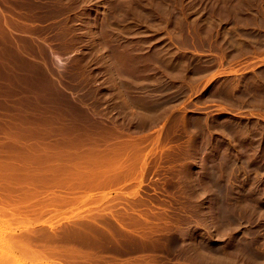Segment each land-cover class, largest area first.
<instances>
[{
	"label": "rangeland",
	"instance_id": "rangeland-1",
	"mask_svg": "<svg viewBox=\"0 0 264 264\" xmlns=\"http://www.w3.org/2000/svg\"><path fill=\"white\" fill-rule=\"evenodd\" d=\"M224 1L227 0H0V192L2 193L0 194V264H37L39 262V264H46L50 261H60L63 264H73L79 261L82 264H118L119 262L122 264L123 261L124 264H131L135 261L134 259H137L136 264H141V261L143 263V260L150 264L154 261L153 264H161L165 260L167 263L162 264H168V262L184 264L177 260L180 258L182 261L181 258H185V255L189 253L193 257H190L189 254L187 255L189 258L186 257L183 261L189 262L188 259L194 258L192 259L194 262L190 260V263L193 262L191 264H198V262L203 264L204 262L201 263V261H205L208 254H215L218 258H223V255L232 256L233 259L228 258L226 261L227 258H223L217 262L216 256L213 255L212 257L216 258L211 259L212 257L208 255L215 263H210L211 260L207 258L209 263L205 261L206 264H221L220 262L223 260L224 263L228 262L227 264H229L230 261L232 264L231 261H234L236 256H239L236 258L238 264L239 262L250 264L247 261H253V258L251 260L248 256L251 251H255L254 260L259 259L260 264L264 263L262 262L264 260V0H228L226 3ZM91 35L93 36L91 37ZM95 36L96 38H94ZM99 45L100 48H98ZM106 61L110 63V67ZM121 81L124 85L121 84ZM119 88L121 89L119 90ZM120 92L124 97L119 96ZM129 99L130 103H128ZM120 103L123 105L121 106ZM244 134L245 137H243ZM232 136L233 138H231ZM235 138L236 140H234ZM134 141L139 144L132 145ZM137 144L140 145L141 150L138 149ZM194 144L195 146L192 148ZM122 146L123 149H127L126 152L121 148ZM224 147H228V149L225 150ZM120 148L121 151H119ZM136 148L140 151L137 150L138 154L135 155L133 152H136ZM117 149L120 153L124 151V158L130 156L129 159L126 157L127 160L123 159L122 161L127 165L123 164L124 171H128L126 167L130 164L129 167H133L134 171L120 179H112L113 181L106 180L104 177V184L101 183L102 185L99 184L96 187L90 188L85 184L84 188L83 186L79 189L76 188L79 190V194L76 196H81V198L79 197L80 202L77 200L74 203H69L70 205L67 204L68 206L63 204V208L59 206L62 203L56 202L58 205L52 201L51 203L56 204L59 208L57 209L56 205L55 208H52V204L49 207V199L53 196L54 191L55 193L57 189H59L57 192L64 191L56 193L57 195L68 193L69 190H62L63 187H45V189L50 188L51 190L43 191V187L41 190V186L39 188L36 186L39 189V191L37 190L38 196L35 195L36 193L31 196L32 198L26 195L27 191H35L36 187L30 182L36 178L39 180L43 178L42 181H45L48 176H65L66 170L71 173L72 162L77 165L83 160L86 161L81 166L77 165L78 170V167H75L74 171L77 170L76 172L81 169L80 171L86 174L89 170H95V172L102 170L103 166L99 167L104 165L105 161L108 162L107 159L103 161L107 152L110 154L107 157L111 161V159L114 160L115 156L113 155L118 153ZM112 150H115L116 153L113 152V154ZM211 150L215 153H212ZM129 151H131V155ZM189 151L191 152L189 153ZM101 153L106 155L103 157ZM229 153L236 156L231 158ZM100 154L102 155L99 157L101 160L96 156H100ZM219 155L224 156V159ZM88 158L104 163L101 165H98L100 164L98 162V164L94 163L97 166L94 167V160L89 159L92 161L91 166L89 160L87 163ZM75 160L77 162H74ZM205 161L208 162L205 163ZM106 164H113V162ZM236 164L237 166H235ZM65 165L67 169L63 171ZM57 166H61L63 170ZM189 166L190 168H188ZM204 166L205 169H203ZM221 166L223 167L221 168ZM224 166L229 167L224 168ZM200 167L202 169H199ZM230 168L232 169L230 170ZM188 169H191V172ZM58 170H60L59 174H57ZM62 171L63 173L60 174ZM85 171L87 172L85 173ZM33 175L36 178H32ZM215 176L217 178L213 179ZM27 177L29 183L26 182ZM29 177L33 180H30ZM102 177L95 180L99 181ZM209 177L212 180L208 181ZM211 181L212 186L210 185ZM205 184H208L212 189L210 190ZM202 185L204 190L200 189ZM220 187H223V190ZM81 189L84 192L82 190L80 194ZM77 190L75 191L78 193ZM199 191L201 192L198 196ZM224 192L227 194H221ZM220 194L225 197L222 198ZM246 194L250 195L247 197ZM261 195L263 199H261ZM97 196H100L101 199ZM195 196L198 197L194 199ZM43 197H46L47 200ZM92 197L98 199L95 201ZM227 197H229L228 200ZM40 198L44 199L42 203ZM219 199L220 202H218ZM258 199L260 200L258 201ZM231 201L234 203L233 206L237 205L239 208L231 206ZM240 203L243 205L241 204V206ZM252 203L257 204V208ZM193 204L196 205V208H193ZM42 205L45 206V210ZM258 205H261L259 209ZM80 206L81 208H79ZM98 206L101 207V210L103 207H107L102 210L105 213L102 212L104 216L106 213H110L106 217L114 215L116 218L113 216L114 218L110 217L111 220L108 222H103L106 217L101 214ZM221 207L223 208L221 209ZM226 207H232L234 210L232 208V210L229 208L227 210ZM90 208L91 210H88ZM110 208L111 211L114 210L113 213L108 212ZM192 208L197 211L201 210L197 212ZM78 209L80 211L85 209L86 211H81L80 214H86L84 217L88 215L89 218L91 217L89 214L98 210L97 214H101L102 217L97 216L95 212L94 214L103 219V221L98 219L100 224L97 223L102 227L100 226L97 232H90V235L88 232L84 233V237H82L83 235L76 237L77 235H70L66 232H64L66 235L63 234L62 230L66 228L68 221L72 218L75 219L76 216L78 218L79 213L76 214L79 212ZM212 209L213 211L215 209L216 216L213 211H210ZM229 210L232 211L231 213L235 211L239 214L229 215ZM244 210L246 213H250L246 214ZM200 213H204V217L202 214L200 217ZM257 213H259V217ZM212 214L215 217H212ZM223 214L225 217L228 214L231 220L228 219L229 216L223 218ZM170 215L177 219H172ZM121 216L124 217L123 220ZM184 216L186 221L182 220ZM237 216H240L241 220L240 217H238L239 220H234ZM247 217L253 219L252 223L251 219ZM135 218L140 220L136 221ZM216 218L219 220L217 219V221ZM215 220L216 222H214ZM109 221L111 223L116 221L110 225L111 228L117 222L120 225L117 223V230H115V225L111 229V231L115 230L112 231L113 237H115L113 241L110 240L112 239L110 236V239L101 237L102 233H105L104 231L111 232ZM173 221L176 225L182 224L177 225L182 231H179L176 225L174 226ZM223 221L229 226H221ZM232 221L236 222L237 226L234 222L236 227L231 224ZM239 221L241 224L238 223ZM200 222L203 223L200 224ZM205 222L206 224L210 222V224L205 227L203 225ZM28 223L34 225L33 228H37L34 230H37L38 234H33L35 231L32 229L31 231L27 230L25 225H29ZM58 223L63 227L60 229L61 231ZM106 223L108 225H104ZM197 223L199 227L196 225ZM215 223L219 226L213 228L216 226ZM170 225H173L172 227L178 231L171 229ZM230 225L233 226V230L232 228L228 229L231 227ZM105 226L109 227L108 231ZM164 226H166L165 229ZM167 226H170V229ZM249 226L251 230H248ZM219 227H223L222 231ZM44 228L53 232L58 228L57 232L60 233L58 236H62L61 238L64 240L62 241L60 237V241L50 239L48 235L52 232L46 231L48 234L46 235ZM200 228L204 229L200 230L203 234L199 231ZM226 229L231 231H227V233L224 231ZM234 229L235 232H233ZM163 230H166L168 234ZM211 230L215 231L211 233ZM244 230L247 233L252 231V234H248L253 237ZM261 230L263 234H260ZM25 231L27 234L32 232L35 236L32 235L30 238L28 234L29 240L24 242L25 239L21 240L20 237H23L22 233ZM116 231L121 236L116 234L117 237ZM122 231L124 234L129 232L127 235L131 236H124L121 234ZM109 232L108 234L112 236V232ZM222 232H226L228 235L224 234L229 237H226ZM85 234H88V240L85 239ZM165 234L167 237L169 234L170 236L167 238ZM180 234L181 236H179ZM183 234L187 235L183 236ZM217 234L219 238L222 237V240L218 239ZM36 235L38 236L36 237ZM69 235L72 236V240L68 238ZM91 235L94 239H91ZM96 235L101 239L97 237L98 241L94 242ZM133 235L135 236L132 237ZM64 236L69 239L68 242ZM162 236L167 240L170 238L169 242ZM74 237L76 238L74 239ZM78 238L80 241L82 240L81 242L84 241V244H81ZM133 238H137V240ZM177 238L181 242L184 240L185 243H177ZM90 239L93 242H89ZM161 239L164 241L162 240V242ZM77 240L78 243L75 242ZM189 240H191L190 243ZM134 241L140 243L139 247ZM173 241L175 245H173ZM235 241L242 245H238ZM29 242H32L31 246H29ZM72 242L73 246L76 243L78 247H71ZM251 242H254L253 244L256 246ZM176 243L179 247L180 244H186L181 246L184 247V250L179 252L182 248L178 249ZM191 243L192 245H190ZM103 244L107 245L106 248ZM218 244L223 248H218ZM251 244L252 247H250ZM257 244L261 247H258ZM69 245L72 250L77 252L75 257H73L74 252L68 250V248L71 249ZM101 245L103 247H100ZM65 246L68 251L64 248ZM185 246L189 249L187 250ZM24 247H32L34 253L29 255L30 253ZM57 247H63L62 252L61 248ZM154 247L156 248L154 249ZM176 247L178 253L181 254L179 256H177ZM190 247L196 248L191 249L190 252ZM236 247L238 250L240 248V254ZM50 248L54 253L58 249L61 253L69 254L72 251L73 254L70 253L71 257L67 256L64 259L66 254L62 258V254L59 252L57 254H60V259L55 260L59 255L50 253ZM135 248L137 250L139 248L140 251ZM159 248H162V251ZM241 248L245 250L247 248L246 252ZM250 248L253 249L249 251ZM45 249L49 251V254L48 252L42 253ZM194 249H197L195 251L197 256L206 249V253H204L206 257L201 254L195 258V253L192 251ZM213 249L215 250L213 251ZM259 250H261L260 253ZM212 251L215 253H211ZM219 251L221 252L219 253ZM253 252L249 254L251 257ZM45 253L46 255H44ZM156 253L158 257L164 258L161 259V262ZM229 253L230 255H228ZM217 254H220L221 257ZM7 255L12 256L10 258ZM34 256L36 257L34 258ZM53 256L55 257L53 258ZM139 256H141V260ZM202 256H204L203 260H201ZM245 256L246 258L243 260ZM4 257L10 261H6V258L4 261ZM132 257L134 259H131ZM12 258L14 263L11 262ZM1 259L3 260L1 261ZM236 259L233 264H237ZM242 261L244 262L242 263ZM80 262L78 264H81ZM223 262L222 264H224ZM259 262L254 261V264ZM148 263L144 262L143 264Z\"/></svg>",
	"mask_w": 264,
	"mask_h": 264
},
{
	"label": "bare ground",
	"instance_id": "bare-ground-1",
	"mask_svg": "<svg viewBox=\"0 0 264 264\" xmlns=\"http://www.w3.org/2000/svg\"><path fill=\"white\" fill-rule=\"evenodd\" d=\"M227 1H228V0H227ZM227 1H226V2H227ZM226 2L224 1V3H226ZM229 2H230V1H229ZM230 4H231V3H230ZM114 5H116V4H114ZM112 6H113V5H112ZM227 7H228V5H227ZM229 7H230V6H229ZM97 8H98V7H97ZM113 8H114V7H113ZM118 9H119V8H118ZM92 18H93V17H92ZM94 18H97V17H94ZM98 19H99V18H98ZM98 19H97V20H98ZM92 20H93V19H92ZM97 20H96V21H97ZM103 20H104V19H103ZM101 21H102V20H101ZM107 21H108V20H107ZM107 21H106V22H107ZM102 22H105V21H102ZM96 23H97V22H96ZM94 24H95V23H94ZM97 24H98V23H97ZM97 24H96V26H97ZM92 25H93V24H92ZM91 29H92V31H93V28H91ZM97 29H98V28H97ZM94 30H95V29H94ZM98 30H99V29H98ZM89 33H91V32H89ZM92 34H94V33H92ZM92 36H93V35H91V37H92ZM94 38H96V36H95ZM98 39H99V37L97 38V40H98ZM94 41H96V40H94ZM94 41H93V42H94ZM94 44H95V43H94ZM96 44H97V43H96ZM101 45H102V44H101ZM103 46H104V43H103ZM98 48H100V45L98 46ZM100 50H101V49H100ZM103 50H104V49H103ZM103 52H104V51H103ZM104 53H105V52H104ZM106 55H107V54H106ZM106 55H105V56H106ZM105 56H104V58H106ZM107 57H108V56H107ZM110 57H111V56H110ZM106 59H107V58H106ZM108 59H110V58L108 57ZM104 60H105V59H104ZM110 60H111V59H110ZM162 60H163V59H162ZM106 62H108V61H106ZM111 62H112V61H111ZM55 63H56V61H55ZM58 63H59V62H58ZM58 63H57V64H58ZM108 63H109V62H108ZM114 64H115V63H114ZM112 65H113V64H112ZM112 65H111V67H112ZM116 66H117V64H116ZM109 67H110V63H109ZM114 67H115V66H114ZM115 68H116V67H115ZM117 68H118V67H117ZM113 69H114V68H113ZM116 70H117V69H116ZM116 70H115V72H116ZM118 72H119V70H118ZM110 73L112 74L111 71H110ZM119 73H120V72H119ZM119 73H118V74H119ZM119 75H120V74H119ZM114 76H115V75H114ZM117 76H118V75H117ZM110 77H111V76H110ZM122 77H123V76H122ZM116 78H117V80H118V77H116ZM111 79H112V77H111ZM113 80H114V78H113ZM117 80H116V82L119 81V80H118V81H117ZM121 80H122V78H121ZM112 82H113V81H112ZM119 82H120V81H119ZM121 82H122L121 84L124 85L123 81H121ZM114 83H115V82H114ZM114 83H113V84H114ZM121 84H120V86H122ZM116 85H118V84L116 83ZM120 86H119V87H120ZM121 88H122V87H121ZM121 88H119V90H120ZM116 90H117V88H116ZM122 90H123V89H122ZM116 92H117V91H116ZM116 92H115V93H116ZM118 94H119V93H118ZM121 95H122V93L120 92V95H119V96H121ZM122 96H123V95H122ZM123 97H124V96H123ZM127 99H128V97H127ZM132 99H133V98H132ZM121 100H122V99H121ZM121 100H120V102H121ZM122 101H123V100H122ZM125 101H126V100H125ZM127 101H128V100H127ZM130 101H131V100L129 99L128 103H130ZM125 104H126V102H125ZM131 104H132V103H131ZM120 105L122 106L123 104L120 103ZM129 105H130V104H129ZM123 107H124V106H123ZM150 107H151V106H150ZM246 131H247V130H246ZM248 132H249V131H248ZM245 134L248 135L249 133H245ZM245 134H244L243 137H245ZM232 135H233V134H232ZM235 135H236V133H235ZM241 136H242V135H241ZM235 137H236V136H235ZM64 138H65V137H64ZM217 138H218V137H217ZM231 138H233V136H232ZM239 138H240V137H239ZM224 139H225V138H224ZM248 139H249V138H248ZM232 140H233V139H232ZM234 140H236V138H235ZM238 140H239V139H238ZM243 140H244V139H243ZM198 141H199V140H198ZM201 141H202V140H201ZM208 141H209V140H208ZM208 141H207V142H208ZM227 141H228V140H227ZM134 142H135V141H134ZM134 142H132V145L138 143V142H135V143H134ZM199 142H200V141H199ZM203 142H204V141H203ZM209 142H210V141H209ZM219 142H220V141H219ZM229 142H230V141H229ZM231 142H232V141H231ZM238 142H239V141H238ZM221 143H222V142H221ZM232 143H233V142H232ZM235 143H237V142H235ZM244 143H245V142H244ZM246 143H247V142H246ZM246 143H245V144H246ZM138 144H139V143H138ZM138 144H137V146H138ZM195 144H196V143H195ZM195 144L192 146V148L195 146ZM200 144H201V143H200ZM204 144H205V143H204ZM213 145H215V144H213ZM225 145H227V144H225ZM231 145H232V144H231ZM231 145H229V146H231ZM233 145H236V144H233ZM243 145H244V144H243ZM137 146L135 145V147H137ZM139 146H140V145H139ZM139 146H138V149L140 148ZM201 146H202V145H201ZM205 146H206V145H205ZM221 146H222V144H221ZM221 146H220V147H221ZM202 147H203V146H202ZM212 147H213V146H212ZM121 148L123 149V146H122ZM121 148H120L119 151H121ZM205 148H207V147H205ZM217 148H218V146H217ZM217 148H216V149H217ZM231 148H232V147H231ZM231 148H230V149H231ZM236 148H237V146H236ZM240 148H241V146H240ZM240 148H239V149H240ZM243 148H244V147H243ZM118 149H119V148H118ZM118 149H117L116 151H118ZM138 149L136 148V150H135L136 152H133V153H135V155L138 154V152H137ZM196 149H198V148H196ZM203 149H204V148H203ZM218 149H219V148H218ZM220 149H221V148H220ZM220 149H219V150H220ZM224 149L227 150L228 147H227V148L224 147ZM123 150H125V149H123ZM126 150H127V149H126ZM126 150H125V152H126ZM140 150H141V148H140ZM140 150H138V151H140ZM191 150H192V149H191ZM198 150H199V149H198ZM201 150H202V149H201ZM204 150H205V149H204ZM240 150H241V149H240ZM119 151H118L117 154H114V153H116V152H115V150H112V153L114 152V153H113V154H114L113 156H115V157H113L114 160L111 159V161H110V158H108V157L110 156V154H108L107 151H105V152H107V155L104 154V155H106L105 158H103L104 155H103V153H101V154L103 155V157H102V158H103V161L106 160V159L108 160V162L105 161V164H106V163H109V162H110V163L113 162V164H106V165L104 164V165H101V164L104 163V162H102V161H97L98 163H100V164H98L94 159H91V158H88V159H87V163L90 161L89 159L94 160V162H93L94 167H97L96 164H94V163H97L98 165H101L99 168H101V167L103 166V167L101 168L102 170H99V171L96 170V172H95V170H93V171L89 170V172L91 171V173L85 171V173L87 172L88 174H87V173L84 174V172H81V171H80L81 169L79 170L80 172H79V171L76 172V171L79 169V167H78L79 164H80V166H81V164L85 161V160H83V162H81V163H77L78 166L72 162L71 165H70V166H72V168H71V167H70V168L73 169V170H71V169L68 168L69 170H71V173H70V172L68 173V171L66 170V172H67L68 174H67L66 172H64V173H66V174H65V176H63V177L59 175V176H58L59 178H58V177H56V175H54L55 177L52 175L53 177H52V176H51V177L48 176L47 180L45 179V181H42L43 178H42L41 180H39V179H37V178L33 175L34 177H32V178H36V179H34V181H32V182H30V181H29V182H30L32 185H34L35 187L37 186V187L39 188V187L41 186L40 189L43 187V188H42L43 191H44V190H48V189H50V188H52V187H56V188H57V187H58V188H59V187H60V188L63 187L62 190H63V189H64V190H69L67 194H64V195H60V194H59V195H57L56 193H63L64 191H63V192H59V191L57 192V190H59V189H57V190L55 189V190H56V193H55V191H54V192H53V193H54L53 196H52L51 198L49 197V198H50V199H49V200H50V201H49L50 203L48 204V206L51 205V204H52L51 202L53 201L54 203H56V202H58V203H60V204L62 203V205H59L58 203H56V204H58L59 206H61V207L64 208V205H65V204L67 205V204H69V203H74V202L77 201V200H78L79 202L81 201V199H79V197L81 198V196H78V195L76 196V194H79V190H77V189H79V187L82 188V186L85 185V184H86L87 186H89L90 188L93 187V186L96 187V186H98L99 184L102 185L101 183L104 182V177H105L106 180H109V181H111L112 179L117 180V179H120V178H122L123 176H125V175H127V174H129V173H131V172L134 171V170H133V169H134L133 167H131V168L129 167L131 164H130L128 167H126V168L128 169V171H126V172L124 171L125 166H127V165H125L124 162H122V161H123V159H125V160L129 159L130 156L128 157V156L125 155V156L127 157V159H126V157H125V158L123 157V154H125L124 151H122L123 153H122V152L120 153ZM212 151H213V150H211V152H212ZM214 151H215V150H214ZM221 151H222V149H221ZM233 151H234V149H233ZM129 152H130V155H131V154H132L131 151H129ZM190 152H191V151H189V153H190ZM194 152H196V151L194 150ZM197 152H198V151H197ZM202 152H203V151H202ZM208 152H209V151H208ZM216 152H217V151H216ZM223 152H224V151H223ZM223 152H222V153H223ZM226 152H227V151H226ZM226 152H225V154H226ZM236 152H237V150H236ZM99 153H100V152H99ZM99 153H98V154H99ZM109 153H110V152H109ZM198 153H199V152H198ZM198 153H197V155H198ZM212 153H215V152H212ZM217 153H218V152H217ZM227 153H228V152H227ZM234 153H235V152H234ZM238 153H240V152H238ZM101 154H100V156H98V155H96V156L99 158V157L102 156ZM126 154H127V153H126ZM192 154H193V153H192ZM202 154H203V153H202ZM202 154H201V155H202ZM218 154H219V153H218ZM229 154H230L231 158H233L234 155H235L236 153H235L234 155H233L232 153H229ZM231 154H232V155H231ZM133 155H134V154H133ZM204 155H205V154H204ZM211 155H212V154H211ZM222 155H223V154H222ZM222 155H221V156H222ZM241 155H242V154H241ZM107 156H108V157H107ZM137 156H138V155H137ZM199 156H200V155H199ZM221 156L219 155L220 158H221ZM225 156H226V155H225ZM227 156H228V154H227ZM232 156H233V157H232ZM235 156H236V155H235ZM242 156H243V155H242ZM76 157H77V156H76ZM106 157H107V158H106ZM196 157H198V156H196ZM214 157H215V155H214ZM222 157H223V159H224V156H222ZM239 157H240V156H239ZM239 157H238V158H239ZM243 157H244V156H243ZM98 158H96V159H98ZM131 158H132V156H131ZM134 158H135V156H134ZM194 158H195V155H194ZM212 158H213V157H212ZM228 158H229V157H228ZM132 159H133V158H132ZM199 159H200V158H199ZM204 159H205V158H204ZM204 159H201V160H204ZM217 159H219V158H217ZM229 159H230V158H229ZM239 159H240V158H239ZM88 160H89V161H88ZM99 160H101V159L99 158ZM133 160H134V159H133ZM135 160H136V159H135ZM192 160H193V159H192ZM214 160H216V159H214ZM220 160H222V159H220ZM226 160H227V159H226ZM226 160H225V161H226ZM232 160H233V159H232ZM232 160H231V161H232ZM242 160H243V158H242ZM78 161H81V160H78ZM193 161H194V160H193ZM198 161H199V160H198ZM216 161H217V160H216ZM216 161H215V163H216ZM227 161H228V160H227ZM227 161H226V162H227ZM233 161H234V160H233ZM244 161H245V159H244ZM244 161H242L243 164H244ZM248 161H250V160H248ZM74 162H77V160H75ZM85 162H86V161H85ZM121 162H122V163H121ZM199 162H200V161H199ZM206 162H208V161H205V163H206ZM229 162H230V160H229ZM87 163H86V164H87ZM91 163H92V161H90V163H89V164L92 166ZM197 163H198V162H197ZM221 163H222V162H221ZM227 163H228V162H227ZM233 163H234V162H233ZM233 163H232V164H233ZM245 163H246V161H245ZM250 163H251V162H250ZM250 163H249V164H250ZM73 164H74V168H73ZM84 164H85V163H84ZM123 164H124L125 166H124ZM213 164H214V161H213ZM224 164H225V163H224ZM230 164H231V163H230ZM237 164H238V163H237ZM237 164H236L235 166H237ZM243 164H241V165H243ZM82 165H83V164H82ZM197 165H198V164H197ZM201 165L203 166V164H201ZM208 165H209V164H208ZM225 165H226V164H225ZM244 165H245V164H244ZM247 165H248V163H247ZM247 165H246V167H248ZM68 166H69V164H68ZM133 166H134V165H133ZM198 166H200V165H198ZM212 166H213V165H212ZM229 166H230V165H229ZM229 166H226V167L224 166V168H228ZM235 166H234V167H235ZM57 167H59V166H57ZM62 167H63V166H62ZM75 167H76V168L78 167V168H77V170L74 171V169H76ZM104 167H105V168H104ZM191 167H192V166H191ZM222 167H223V166H221V168H222ZM230 167H231V166H230ZM232 167H233V166H232ZM60 168H61V166L59 167V169H60ZM63 168H64V170H63ZM63 168H61V169H62L63 171H65V169H67V166L65 165V167H63ZM99 168H97V169H99ZM103 168H104V169H103ZM135 168H136V167H135ZM188 168H190V166H189ZM208 168H209V167H208ZM208 168H207V169H208ZM61 169H60V170H61ZM199 169H202V168L200 167ZM203 169H205V166H204ZM207 169H206V170H207ZM213 169H214V168H213ZM231 169H232V168H230V170H231ZM60 170H58L57 174H59V171H60ZM135 170H136V169H135ZM188 170H189V169H188ZM190 170H191V169H190ZM190 170H189V171H190ZM192 170H193V169H192ZM195 170H196V169H195ZM216 170H217V168H216ZM223 170H225V169H223ZM63 171L60 172V174L63 173ZM83 171H84V170H83ZM97 171H98V172H97ZM199 171H200V170H199ZM213 171H214V170H213ZM225 171H227V170H225ZM93 172H94V173H93ZM187 172H188V171H187ZM190 172H191V171H190ZM211 172H212V169H211ZM224 173H225V172H224ZM227 173H228V172H226L225 174H227ZM229 173H230V172H229ZM39 174H40V173H39ZM40 175H41V174H40ZM66 175H67V176H66ZM189 175H190V174H189ZM210 175H211V174H210ZM213 175H214V174H213ZM215 175H216V173H215ZM231 175H234V174H231ZM29 176H32V175H29ZM102 176H103V177H102ZM197 176H198V175H197ZM235 176H236V175H235ZM235 176H234V177H235ZM46 177H47V176H46ZM46 177H44V178H46ZM98 177H102L103 181H101L102 179L99 180V181H98V180L96 181L95 179H98ZM29 178H30V177H29ZM207 178H208V177H207ZM209 178H210V177H209ZM212 178H213V177H212ZM216 178H217V177L215 176L213 179H216ZM227 178H228V176H227ZM229 178H232V177H229ZM235 178H236V177H235ZM245 178H246V177H245ZM24 179H25V176H24ZM30 180H33V179L30 178ZM199 180H200V179H199ZM209 180H212V179L210 178V179H208V181H209ZM217 180H218V179H217ZM236 180H237V179H236ZM109 181H107V182H109ZM112 181H113V180H112ZM206 181H207V180H206ZM208 181H207V182H208ZM213 181H214V180H213ZM26 182H28V177H27V181H26ZM29 182H28V183H29ZM215 182H216V181H215ZM218 182H219V181H218ZM218 182H216V183H218ZM105 183H106V182H105ZM216 183H215V185H216ZM220 183H221V182H220ZM40 184H41V185H40ZM103 184H104V183H103ZM209 184H210V183H209ZM213 184H214V182H213ZM221 184H222V183H221ZM234 184H235V183H234ZM196 185H197V184H196ZM205 185H206V184H205ZM210 185L212 186V181H211V184H210ZM236 185H237V184H236ZM6 186H7V185H6ZM206 186H208V184H207ZM219 186H220V185H219ZM37 187L34 188L35 191H31V190H30V191H27V192H26V195L30 196V198H32L31 196L34 195V193H36L35 195H37V193H39V192H37V190L39 191V189H38ZM45 187H50V188L45 189ZM85 187H86V186H85ZM208 187H209V186H208ZM213 187H214V186H213ZM233 187H234V186H233ZM233 187H232V188H233ZM238 187H239V186H238ZM22 188L24 189L23 185H22ZM22 188H21V189H22ZM65 188H67V189H65ZM76 188H77V189H76ZM83 188H84V186H83ZM209 188H210V187H209ZM209 188H208L207 192L209 191ZM217 188H219V187H217ZM217 188H216V190H217V192H219ZM242 188H244V187H242ZM245 188H246V187H245ZM42 189H41V190H42ZM197 189H198V188H197ZM200 189H203V185H202V188H200ZM211 189H212V187L210 188V190H211ZM220 189L223 190V187H222V188L220 187ZM220 189H219V190H220ZM253 189H254V188H253ZM50 190H51V189H50ZM62 190H60V191H62ZM75 190H77L78 193H77ZM82 190H83V189L80 190V194H81V191H82ZM203 190H204V189H203ZM205 190H206V189H205ZM239 190H240V189H239ZM244 190H245V189H244ZM263 190H264V189H263ZM263 190H262V192H263ZM0 191H1V190H0ZM52 191H53V189H52ZM233 191H234V189H233ZM249 191H250V189H249ZM255 191H257V190H255ZM258 191H259V190H258ZM41 192H42V191H41ZM50 192H51V191H50ZM83 192H84V190H83ZM200 192H201V191L198 192V196H199V193H200ZM205 192H206V191H205ZM207 192H206V193H207ZM211 192H212V191H211ZM222 192H223V191H222ZM240 192H241V191H240ZM251 192H252V191H251ZM259 192H260V191H259ZM262 192H261V193H262ZM74 193H75V194H74ZM194 193H195V192H194ZM196 193H197V192H196ZM213 193H214V192H213ZM219 193H220V192H219ZM219 193H217V194L219 195ZM229 193L232 194L231 192H229ZM233 193H234V192H233ZM244 193H245V192H244ZM255 193H256V192H255ZM263 193H264V192H263ZM0 194H2V193L0 192ZM204 194H205V193H204ZM208 194H209V193H208ZM221 194L226 195L227 193L224 192V193H221ZM221 194H220V196H221ZM241 194H242V193H241ZM257 194L259 195V193H257ZM257 194H256V195H257ZM38 195H39V194H38ZM38 195H37V196H38ZM192 195L194 196L195 194H192ZM218 195H217V196H218ZM234 195H235V196H238V195H236V194H234ZM248 195H250V194H248ZM248 195L246 194L247 197H248ZM1 196H2V195H1ZM46 196H48V195H46ZM49 196H50V195H49ZM193 196H192V197H193ZM198 196H197V197H198ZM204 196H205V195H204ZM209 196H211V195L209 194ZM227 196H228V195H227ZM229 196H231V195H229ZM244 196H245V195H244ZM34 197H36V196H34ZM34 197H33V198H34ZM82 197H83V196H82ZM97 197H98L99 199H101L100 196H97ZM197 197L195 196L194 199L197 198ZM202 197H203V196H202ZM213 197H214V196H213ZM213 197H212V198H213ZM215 197H216V196H215ZM221 197H222V196H221ZM224 197H225V196H224ZM224 197H222V198H224ZM238 197H239V196H238ZM249 197H251V196H249ZM256 197H257V196H256ZM259 197H260V196H259ZM259 197H258V198H259ZM263 197H264V194H263ZM263 197H262V195H261V199H263ZM43 198L46 199V197H43ZM92 198H93L95 201L98 199V198L95 199L94 197H92ZM199 198L201 199V196H200ZM199 198H198V200H199ZM228 198H229V197H227V200H228ZM234 198H235V197H234ZM236 198H237V197H236ZM239 198H240V197H239ZM40 199H41V198H40ZM82 199H84V198H82ZM89 199H90V198H89ZM191 199H192V198H191ZM191 199H190V200H191ZM203 199H204V198H203ZM203 199H202V200H203ZM209 199H210V198H209ZM225 199H226V198H225ZM242 199H243V198H242ZM248 199H249V198H248ZM248 199H247V200H248ZM41 200H42V199H41ZM41 200H39V201H41ZM43 200H44V199H43ZM43 200L41 201V203L43 202ZM46 200H47V199H46ZM85 200H86V199H85ZM87 200H88V199H87ZM91 200H92V199H91ZM198 200H197V201H198ZM215 200H216V198H215ZM215 200H214V201H215ZM222 200H223V199H222ZM222 200H221V201H222ZM231 200H232V199H231ZM233 200H234V199H233ZM235 200H236V199H235ZM240 200H241V199H240ZM240 200H239V201H240ZM243 200H244V199H243ZM243 200H242V201H243ZM249 200H251V198H250ZM255 200H256V199H255ZM259 200H260V199H258V201H259ZM195 201H196V200H195ZM204 201H206V200H204ZM237 201H238V200H237ZM261 201H262V200H261ZM37 202H38V201H37ZM84 202H85V201H84ZM192 202H193V200H192ZM192 202H191V203H192ZM199 202H200V200H199ZM202 202H203V201H202ZM211 202H212V201H211ZM218 202H220V199L218 200ZM222 202H224V201H222ZM231 202H232V201H231ZM234 202H235V201H234ZM240 202H241V201H240ZM247 202H249V201H247ZM251 202H253V201H251ZM254 202H256V201H254ZM38 203H40V202H38ZM41 203H40V204H41ZM47 203H48V201H47ZM196 203H197V202H196ZM196 203H195V204H196ZM216 203H217V202H216ZM225 203H226V202H225ZM227 203H228V202H227ZM242 203H243V202H242ZM242 203H240V205H241ZM259 203H260V202H259ZM261 203H262V202H261ZM56 204H52V205H51L52 208H53V207L55 208V207L57 206ZM63 204H64V205H63ZM77 204H78V203H77ZM189 204H190V202H189ZM198 204H201V203H198ZM202 204H204V203H202ZM208 204H209V203H208ZM228 204H229V203H228ZM230 204H231V203H230ZM233 204H234V203L232 202V205H231V206H233ZM237 204H238V203H237ZM245 204H246V201H245ZM252 204L254 205V203H252ZM44 205H45V204H44ZM44 205H42L43 208H44L43 210H45V206H44ZM53 205H54V206H53ZM55 205H56V206H55ZM69 205H70V204H69ZM73 205H74V204H73ZM80 205H81V204H80ZM190 205H191V204H190ZM196 205H197V204H196ZM196 205L193 204V208H196ZM211 205H212V204H211ZM214 205H215V204H214ZM221 205L223 206V204H221ZM224 205H225V204H224ZM226 205H227V204H226ZM226 205H225V206H226ZM238 205H239V204H238ZM242 205H243V204H242ZM242 205H241V206H242ZM250 205H251V203H250ZM256 205H257V204H256ZM256 205H254V207H255ZM263 205H264V204H263ZM46 206H47V205H46ZM48 206H47V207H48ZM59 206H57V209L59 208ZM67 206H68V205H67ZM81 206H82V205H81ZM81 206H80L79 208H81ZM194 206H195V207H194ZM198 206H199V205H198ZM204 206H205V205H204ZM215 206H216V205H215ZM217 206H218V204H217ZM219 206H220V205H219ZM227 206H230V205H227ZM241 206H240V207H241ZM259 206L261 207V205H258V209H259ZM49 207H50V206H49ZM61 207H60V208H61ZM98 207H99L98 209H100V211H101V214L103 215L104 211H102V210L107 209V207H106V208L103 207L102 210H101V207H100V206H98ZM206 207H207V206H206ZM233 207H237V205H236V206H233ZM244 207H246V206H244ZM250 207H253V206H250ZM254 207H253V208H254ZM65 208H66V206H65ZM77 208H78V205L76 206V210H77ZM84 208H85V207H84ZM111 208H112V207H111ZM111 208H110V210H109L108 212L111 211ZM188 208H189V207H188ZM193 208H192V209H193ZM197 208H199V207H197ZM215 208H216V207H215ZM218 208H219V207H218ZM222 208H223V207H221V209H222ZM224 208H225V207H224ZM227 208H229V207H226V209H227ZM231 208H232V207H230L229 209H231ZM237 208H239V207H237ZM237 208H235L236 211H237ZM242 208H243V207H242ZM256 208H257V206H256ZM256 208H254V209H256ZM35 209H36V208H35ZM47 209H49V208H47ZM57 209H56V210H57ZM73 209H74V211H75V208H73ZM96 209H97V208H96ZM112 209H113V208H112ZM207 209H208V208H207ZM209 209H211V208H209ZM219 209H220V208H219ZM232 209L234 210V208H232ZM232 209H231V210H232ZM244 209H247V208H244ZM249 209H250V208H249ZM249 209H248V211H249ZM254 209H253V210H254ZM258 209H257V210H258ZM49 210H50V209H49ZM49 210H47V211L49 212ZM52 210H53V209H52ZM52 210H51V211H52ZM71 210H72V209H71ZM78 210H79V212L76 213V214L79 213L78 218H76V217H77V216H76V217H74L75 219L72 218V220L68 221V224H66V228H65L64 230H62L63 234H65L64 232H66L67 234L74 235V236L77 235L76 237H78V235H81V236H82L84 233H87V232H88L89 235H90V234H91L90 232H93V231H94V232H97V231L100 229L99 227H100V226L102 227V225H98V224H97V223H99V222H98V219H101V218H99V217H100V216L102 217L101 214H97L98 210H96V212H95V211H94V212H95V214H96L97 216L99 215V217H97V216L94 214V212H92V213H91V212H88V213H91V214L95 215V216H92L91 214H89V215L91 216L90 218H89L88 215L84 217V215H86V214H82V213L80 214V212H81V211L84 212L85 209H83V210H81V211H80V209H78ZM88 210H91V208L88 209ZM193 210H195V209H193ZM200 210H201V209H198V211H197V210H195V211L200 212ZM202 210H203V208H202ZM223 210H224V209H223ZM227 210H228V209H227ZM250 210H251V209H250ZM253 210H252V212H253ZM260 210H261V209H260ZM260 210H259V211H260ZM39 211H40V210H39ZM59 211H60V209H59ZM72 211H73V210H72ZM85 211H86V210H85ZM113 211H114V210H112L111 212L113 213ZM115 211L117 212V210H115ZM183 211H184V210H183ZM195 211H192V212H195ZM204 211H205V208H204ZM204 211H202V212H204ZM207 211H208V210H207ZM210 211H213V209L210 210ZM214 211H215V209H214ZM214 211H213V212H214ZM219 211H222V210H219ZM219 211H217V212H219ZM224 211H225V210H224ZM238 211H239V210H238ZM240 211H241V209H240ZM262 211H263V209H262ZM57 212H58V210H57ZM102 212H103V213H102ZM106 212H107V211H106ZM229 212H230V210H229ZM231 212H232V211H231ZM231 212L229 213V215L233 214V215L235 216V214L237 213V212L235 213V211H234L235 214H234V213H231ZM241 212H242V211H241ZM241 212H240V213H241ZM244 212H245V210H244ZM256 212H258V211H256ZM263 212H264V211H263ZM112 213H111V215H113ZM118 213H120V212H118ZM186 213H187V212H186ZM188 213H189V215H190V212H188ZM204 213L206 214V211H205ZM204 213H203V214H204ZM207 213H208V212H207ZM226 213H227V212H226ZM226 213H225V214H226ZM242 213H243V212H242ZM242 213H241V214H242ZM245 213H246V212H245ZM248 213H250V212H247L246 214H248ZM104 214H105V213H104ZM108 214L110 215V213H108ZM108 214L106 213V215H105V216L103 215V216L106 217ZM115 214H116V213H115ZM180 214H182V213L180 212ZM193 214H194V213H193ZM201 214H202V213H200V217H201ZM203 214H202V215H203ZM210 214H211V212H210ZM210 214H208V215H210ZM214 214H215V212H214ZM216 214H217V213H216ZM216 214H215V216H216ZM225 214H223V215H224L223 218H226V217L229 216V215L227 214L226 217H225ZM237 214H239V213H237ZM246 214H245V215H246ZM257 214H258V217H259V213H257ZM121 215H122V214H121ZM175 215H177V214H175ZM178 215H179V214H178ZM195 215H196V214H195ZM260 215H261V214H260ZM262 215H263V213H262ZM262 215H261V216H262ZM113 216H114V215H113ZM113 216L106 217V218L104 219L105 221H103V219H101V220H102L103 222H106V221L108 222V220H111L110 217H113ZM116 216H117V215H116ZM123 216H124V215H123ZM123 216H121V217H123ZM170 216H171V215H170ZM182 216H183V214H182ZM193 216H194V215H193ZM197 216H198V214H197ZM197 216H196V218H198ZM205 216H206V215H205ZM211 216L213 217L214 215L212 214ZM215 216H214V217H215ZM217 216H218V215H217ZM219 216H220V215H219ZM234 216H232V217H234ZM240 216H242V215H240ZM240 216H237V218H235V219L233 218V219H234V220H239L238 217H240ZM247 216H249V215H247ZM255 216H257V215H255ZM261 216H260V217H261ZM114 217H115V216H114ZM114 217H113V218H114ZM117 217H118V216H117ZM171 217H172V216H171ZM177 217L179 218V216H177ZM180 217H181V216H180ZM187 217H188V216H187ZM187 217H186V219H188ZM202 217H204V215H203ZM220 217H221V216H220ZM242 217H243V216H242ZM244 217H245V216H244ZM250 217H251V214H250ZM250 217H249V218H250ZM253 217H254V216H253ZM113 218H112V219H113ZM115 218H116V217H115ZM119 218H120V217H119ZM190 218H191V217H190ZM192 218H193V217H192ZM206 218H207V217H206ZM206 218H205V219H206ZM247 218H248V217H247ZM249 218H248V219H249ZM120 219H121V218H120ZM123 219H124V217L122 218V220H123ZM172 219H174V217H172ZM175 219H177V218H175ZM175 219H174V220H175ZM200 219H201V218H200ZM203 219H204V218H203ZM208 219H209V217H208ZM210 219H211V218H210ZM213 219H215V218H213ZM217 219H218V218H216V220H217ZM228 219H230V216L228 217ZM228 219H227V220H226V219H223V220H225V221H230V220H231V219H230V220H228ZM250 219H251V218H250ZM257 219H258V218H257ZM113 220H114V219H113ZM135 220H136V218H135ZM137 220H140V219L137 218ZM137 220H136V221H137ZM182 220H185V216H184V218H182ZM188 220H189V219H188ZM193 220H195V219L193 218ZM201 220H202V219H201ZM201 220H200V221H201ZM216 220H215L214 222H216ZM218 220H219V219H218ZM218 220H217V221H218ZM240 220H241V217H240ZM244 220H245V219H244ZM252 220H253V219L250 220L251 223H252ZM254 220H255V218H254ZM259 220H260V218H259ZM42 221H43V220H42ZM117 221H119V220H117ZM171 221H172V220H171ZM176 221H180V220H176ZM185 221H186V220H185ZM190 221H191V219H190ZM195 221H196V220H195ZM195 221H194V222H195ZM198 221H199V218H198ZM220 221H221V220H220ZM245 221L247 222V220H245ZM248 221H249V220H248ZM262 221H263V220H262ZM27 222H28V221H27ZM103 222H102V223H103ZM109 222L111 223V221H109ZM115 222H116V221H115ZM115 222H112V223H115ZM121 222H123V221H121ZM138 222H139V221H138ZM140 222H141V221H140ZM191 222H192V221H191ZM196 222H197V221H196ZM196 222H195V223H196ZM210 222H211V221H210ZM210 222L207 223V224H210ZM232 222H233V223H231V224H233V226H234V222H235V221H232ZM24 223H26V222L24 221ZM41 223H42V222H41ZM112 223L109 224V226L112 225ZM117 223H118V222H117ZM117 223H116V224H113L112 228L114 227V225H115V228H116V227H117V226H116ZM123 223H124V222H123ZM173 223H174V221H173ZM178 223H179V222H178ZM180 223H181V222H180ZM184 223H185V222H183V224H184ZM187 223H188V221H187ZM201 223H203V222H200V224H201ZM217 223H218V222H217ZM219 223H220V222H219ZM224 223H225V222L223 221V224H222V225L220 224V225L224 227V225H227V224H228L227 222H226L227 224H224ZM229 223H230V222H229ZM238 223L241 224L240 221H239ZM243 223H245V222H243ZM243 223H242V224H243ZM255 223H257V222H255ZM258 223H259V222H258ZM262 223H263V222H262ZM28 224H29V223H28ZM61 224H64V223H61ZM99 224H100V223H99ZM185 224H186V223H185ZM207 224H206V222H205V224H203V225H205V227H206ZM211 224H212V223H211ZM213 224H214V223H213ZM213 224H212V225H213ZM246 224H247V223H246ZM246 224H245V225H246ZM249 224H250V223H249ZM263 224H264V223H263ZM104 225H108V224L106 223V224H104ZM104 225H103V226H104ZM118 225H119V223H118ZM175 225H176V224L174 223V226H175ZM177 225L180 226V225H182V224H180V225L177 224ZM177 225H176V228L178 227ZM196 225H198V223H197ZM196 225H195V226H196ZM215 225H216V223H215ZM235 225H236V222H235ZM254 225H255V224H254ZM254 225H253V226H254ZM25 226L28 228L27 230H29V231H31V229H32V230L37 229L36 227L33 228L34 225H32V224L25 225ZM58 226L61 227L62 225L60 226V223H58ZM58 226H57V227H58ZM119 226H120V225H119ZM170 226H171V225H170ZM170 226H169V227H170ZM172 226H173V225H172ZM172 226H171V229H174ZM186 226H187V225H186ZM200 226H201V225H200ZM218 226H219V225H218ZM218 226H217V225H216V226H213V228L218 227ZM228 226H229V225H227V226H225V227H228ZM230 226H231V225H230ZM233 226L229 227L228 229L232 228ZM236 226H237V225H236ZM236 226H234V227H236ZM251 226H252V225H251ZM257 226H258V225H257ZM263 226H264V225H263ZM26 227H25V228H26ZM59 227H58V228H59ZM105 227H106V230H107V229L109 230V227H108V228H107V226H105ZM165 227H166V226H164V229H165ZM167 227H168V226H167ZM169 227H168V228H169ZM182 227H183V226H182ZM189 227H190V226H189ZM196 227H197V226H196ZM198 227H199V225H198ZM205 227H204V228H205ZM210 227H211V226H210ZM223 227H222V228L219 227V228L221 229V231H222ZM240 227H241V225H240ZM258 227H259V226H258ZM260 227H261V226H260ZM58 228H56V230H55L54 232H53V231H47V229L44 228V230L46 229V230H45V234H46V231L49 232V233L52 232V233L49 234L50 236H49L48 234H46V235H48V237H50V239L60 241L59 239H60L62 236H61V237L58 236V235L60 234L59 232H57V229H58ZM62 228H63V227L59 228V230L62 229ZM112 228H111V226H110V231H111ZM168 228H166V230H167ZM178 228H179V227H178ZM202 228H203V227H202ZM213 228H211V229H213ZM241 228H242V227H241ZM249 228H250V226L248 227V230H251V228H250V229H249ZM253 228H254V227H253ZM253 228H252V229H253ZM263 228H264V227H263ZM12 229H13V228H12ZM53 229H55V227H53ZM101 229H102V228H101ZM117 229H118V228H116L115 230H117ZM169 229H170V228H169ZM205 229H207V228H205ZM216 229H218V228H216ZM236 229H238V228H236ZM239 229H240V228H239ZM15 230H16V229H15ZM24 230H25V229H24ZM27 230H26V231H27ZM104 230H105V228L103 227V231H104ZM108 230H107V231H108ZM115 230L113 229L112 231H115ZM119 230H120V228H119ZM121 230H122V229H121ZM166 230H165V231L163 230V232H166ZM174 230H177V229H174ZM185 230H186V229H185V227H184V233L186 232ZM194 230H195V229H194ZM200 230H201V228L199 229V231H200ZM202 230H204V229H202ZM202 230H201V231H202ZM209 230H210V228H209ZM218 230H219V229H218ZM232 230H233V228H232ZM254 230H255V229H254ZM259 230H260V229H259ZM26 231H25V233H22V235L24 234L23 237L26 236V238L20 237L21 240H22V239H25V241L23 240L24 242H27V241L29 240L28 237H27L28 234H29V235H28L29 237L32 236L34 233H37V234H38V232H36L37 230H36V231L34 230L35 232H33V234H32V232L27 234V232H29V231H27V232H26ZM60 231H61V230H60ZM112 231H111V232H112ZM167 231H168V230H167ZM172 231H173V230H172ZM177 231H178V230H177ZM179 231H182V230L179 228ZM189 231H190V230H189ZM189 231H188V232H189ZM201 231H200V232H201ZM211 231H212V230H211ZM211 231H209V232H211ZM213 231H215V230H213ZM213 231H212L211 233H213ZM219 231H220V230H219ZM224 231L227 232L228 230L226 229V230H224ZM230 231H231V230H229L228 232H230ZM244 231H246V230H244ZM261 231H262V230H261ZM101 232H102V230H101ZM104 232H105V233H102L101 237L104 236V237H108L109 239H110V237H111L112 239H110V240H112V241L114 240L113 238H115V237H113V235H114L113 232H112V236H111L110 234H108L109 231H108L107 233H106V231H104ZM111 232H109V233H111ZM116 232H117V233L114 232L115 235H116V234L118 235V231H116ZM119 232H120V231H119ZM122 232H123V231H122ZM170 232H171V231H170ZM170 232H169V233H170ZM175 232H176V231H175ZM207 232H208V231H207ZM226 232H222V234H224V233H226ZM228 232H227V233H228ZM233 232H235V229H234ZM251 232H252V231H251ZM251 232L249 231L248 233L252 234ZM256 232H257V231H256ZM127 233H129V232H126L125 234H124V232H123V233H121V234H123L124 236H125V235H126V236H129L130 234L127 235ZM130 233H131V232H130ZM171 233H172V232H171ZM180 233H183V232H180ZM191 233H192V231H191ZM197 233H198V232H197ZM201 233H202V232H201ZM204 233H205V232H204ZM216 233H217V232H216ZM227 233H226V234H227ZM246 233H247V231H246ZM248 233H247V234H248ZM253 233H254V232H253ZM258 233H259V232H258ZM25 234H26V235H25ZM97 234H100V233H97ZM131 234H134V233H131ZM166 234H168V232H166ZM166 234H165V235H166ZM172 234H175V233L173 232ZM202 234H203V233H202ZM208 234H209V233H208ZM218 234H219V233H218ZM218 234H217V236H218ZM226 234H224V235L226 236ZM234 234H235V233H234ZM247 234H246V235H247ZM250 234H248V235H250ZM260 234H263V231H262V233L260 232ZM65 235H66V234H65ZM70 235H69V236H70ZM85 235H86V237H87V238L85 237V239L88 240V238H89V237L87 236L88 234H85ZM92 235H93V234H92ZM92 235H91L92 238H91V237H90V238H91V239H94ZM94 235H95V234H94ZM117 235H116V236H117ZM119 235H120V234H119ZM119 235H118V236H119ZM177 235H178V234H177ZM184 235L186 236L187 234H183V236H184ZM197 235H198V234H197ZM204 235H205V234H204ZM210 235H211V234H210ZM227 235H228V234H227ZM229 235H230V237H231V234H229ZM236 235H238V234H236ZM240 235H241V234H240ZM244 235H245V233H244ZM256 235H259V234H256ZM34 236H35V235H33V237H34ZM37 236H38V235H36V237H37ZM69 236H68V238H70V239L72 240V236H70V237H69ZM81 236H80V238L84 237V235H83L82 237H81ZM109 236H110V237H109ZM118 236H117V237H118ZM120 236H121V235H120ZM130 236H131V235H130ZM130 236H129V237H130ZM134 236H135V235H133L132 237H134ZM163 236H164V234H163ZM163 236H162V237H163ZM169 236H170V234H169ZM169 236H168V237H169ZM174 236H175V235H174ZM179 236H181V234H180ZM188 236H189V235H188ZM217 236H216V237H217ZM219 236H220V234H219ZM219 236H218V239H221L222 237L219 238ZM221 236H223V235H221ZM225 236H224V237H225ZM232 236H233V234H232ZM250 236H252V235H250ZM259 236H260V235H259ZM59 237H60V238H59ZM65 237H66V236H64V238H65ZM76 237H74V239H75ZM94 237H96V240H95L94 242L98 241V238L101 239V238H100L99 236H97V235L94 236ZM97 237H98V238H97ZM136 237H138V236L136 235ZM166 237H167V235H166ZM166 237H163V238H165V240H167ZM168 237H167V238H168ZM200 237H201V236H200ZM203 237H204V236H203ZM205 237H206V236H205ZM210 237H211V236H210ZM212 237H214V236H212ZM226 237H229V236H226ZM240 237H241V236H240ZM246 237H247V236H246ZM252 237H253V236H252ZM263 237H264V236H263ZM13 238H14V237H13ZM30 238H32V237H30ZM173 238H175V237H173ZM189 238H190V237H189ZM196 238H197V237H196ZM235 238H236V237H235ZM238 238H239V237H238ZM243 238H244V237H243ZM250 238H251V237H250ZM255 238H256V237H255ZM257 238H258V236H257ZM26 239H27V240H26ZM61 239H62V241L64 240L63 238H61ZM65 239H66V238H65ZM74 239H73V242H74ZM91 239H90L89 242L92 241ZM105 239H106V238H105ZM133 239H136V240H137V238H133ZM169 239H170V238H169ZM169 239H168V240H169ZM171 239H172V237H171ZM179 239H181V238H179ZM183 239H184V238H183ZM211 239H212V238H211ZM213 239H214V238H213ZM215 239H217V238H215ZM230 239H231V238H230ZM232 239H233V238H232ZM236 239H237V238H236ZM248 239H249V238H248ZM260 239H262V238H260ZM260 239H258V240H260ZM67 240H69V239H66V242H68ZM78 240H79V238H78ZM78 240L75 241V242L78 243ZM82 240H84V238H82ZM82 240H81V241H82ZM107 240H108V239H107ZM110 240H108V241H110ZM157 240H158V239H157ZM162 240H163V239H161V241H162ZM168 240H167V241H168ZM173 240H174V239H173ZM177 240H178V238H177ZM181 240H182V239H181ZM185 240L187 241L186 238H185ZM221 240H222V239H221ZM234 240H235V239H234ZM242 240H243V239H242ZM246 240H247V239H246ZM250 240H251V239H250ZM250 240H249V241H250ZM252 240H253V239H252ZM263 240H264V238H263ZM16 241H17V240H16ZM16 241H15V242H16ZM30 241H31V239H30ZM81 241L79 240V242H81ZM84 241H85V240H84ZM84 241L81 242V244H82V243L84 244ZM112 241H111V242H112ZM152 241H153V240H152ZM154 241H156V240H154ZM163 241H164V240H163ZM163 241H162V242H163ZM167 241H166V242H167ZM170 241H171V240H170ZM175 241H176V240H175ZM183 241H184V240H183ZM183 241L181 242V241L178 240L177 243H179V242H181V243H185V241H184V242H183ZM190 241H191V240H189V243H190ZM193 241H194V239H193ZM229 241H230V240H229ZM240 241H241V240H240ZM244 241H245V239H244ZM253 241H254V240H253ZM256 241H257V240H256ZM21 242H22V241H21ZM64 242H65V241H64ZM66 242H65V243H66ZM70 242H71V241H70ZM73 242H72V246H71V247H78V246H76V243H75V246H73V245H74ZM92 242H93V241H92ZM99 242H100V240H99ZM102 242H103V240H102ZM106 242H107V241H106ZM134 242H136V241H134ZM139 242H140V240H139ZM157 242H158V241H157ZM168 242H169V241H168ZM168 242H167V243H168ZM199 242H200V241H199ZM199 242H198V243H199ZM201 242L203 243V241H201ZM215 242H216V241H215ZM220 242H222V241H220ZM235 242H236V241H235ZM29 243H30V244H29ZM29 243H26V244H29V246H31V243H32V242H29ZM136 243H137V242H136ZM153 243H155V242H153ZM167 243H166V244H167ZM173 243H174V241H173ZM177 243H176V244H177ZM187 243H188V242H187ZM192 243H193V242H192ZM192 243H191L190 245H192ZM198 243H197V244H198ZM236 243H237V242H236ZM242 243H243V242H242ZM251 243H252V242H251ZM253 243H254V242H253ZM253 243H252V244H253ZM263 243H264V242H263ZM24 244H25V243H24ZM81 244H80V245H81ZM104 244H107V243L104 242ZM104 244H103V246H104ZM138 244L140 245V243H137V246L139 247ZM155 244H156V243H155ZM164 244H165V242H164ZM171 244H172V243H171ZM199 244H200V243H199ZM237 244L240 245L241 243H240V244L237 243ZM237 244H236V245H237ZM252 244L250 245V247H252ZM32 245H33V244H32ZM77 245H78V244H77ZM152 245L155 246L154 244H152ZM158 245H159V244H158ZM173 245H175V243H174ZM177 245H178V244H177ZM180 245L183 246V245H186V244H180ZM190 245L188 244V246H190ZM202 245H204V244H202ZM222 245H224V244H222ZM241 245H242V244H241ZM245 245H246V244H245ZM247 245H249V244L247 243ZM253 245H255V244H253ZM257 245H258V244H257ZM23 246H24V245H23ZM55 246H56V245H55ZM55 246H54V247H55ZM94 246H95V245H94ZM103 246L101 245L100 247H103ZM106 246H107V245H106ZM106 246H104V247L106 248ZM134 246L136 247V245H134ZM134 246H133V247H134ZM150 246H151V245H150ZM162 246H164V245H162ZM162 246H161V247H162ZM181 246H180V247H181ZM193 246H194V245H193ZM196 246H197V245H196ZM204 246H205V245H204ZM206 246H207V245H206ZM226 246H227V245H226ZM255 246H256V245H255ZM259 246H260V245H258V247H259ZM54 247H52V248H54ZM69 247H70V245H69ZM71 247H70V248H71ZM127 247H128V246H127ZM140 247H141V246H140ZM151 247H152V246H151ZM158 247H159V246H158ZM167 247H168V246H167ZM169 247H170V245H169ZM169 247H168V249H170ZM173 247H175V246H173ZM177 247H179V245H178ZM177 247H176V250H177ZM180 247H179L178 249H180ZM214 247H215V246H214ZM214 247H213V248H214ZM241 247H243V246H241ZM246 247H248V246H246ZM258 247H256V248H258ZM260 247H261V246H260ZM24 248H25V247H24ZM31 248H32V247H26V248H25V249L30 253V254L28 253L29 255H32L31 253H34V249H33V252H32V249H31ZM33 248H35V247H33ZM57 248H61V247H57ZM64 248L66 249L67 246H65ZM79 248H80V247H79ZM121 248H123V247H121ZM125 248H126V247H125ZM125 248H124V249H125ZM136 248H137V247H136ZM136 248H135V249H136ZM155 248H156V247H154V249H155ZM162 248L165 249V247H162ZM162 248H159V249H161L160 251H162ZM181 248H182V247H181ZM183 248H184V247H183ZM183 248H182L179 252H181L182 250H184ZM185 248H186V246H185ZM193 248H196V247H193ZM193 248L190 247V252H191V249H193ZM199 248H200V246H199ZM199 248H198V249H199ZM205 248H207V247H205ZM218 248H223V247H219V244H218ZM226 248H228V247H226ZM226 248H225V250H226ZM232 248H233V247H232ZM262 248H263V247H262ZM37 249H38V248H37ZM37 249H35V250H37ZM50 249H51V248H50ZM55 249H56V248H55ZM55 249H54V250H55ZM62 249H63V247L61 248V252H62ZM65 249H64V250H65ZM73 249H74V248H73ZM81 249H82V247H81ZM117 249H119V248H117ZM124 249H122L123 252H124ZM148 249H151V248L148 247ZM159 249H158V250H159ZM186 249L188 250L189 248L187 247ZM208 249H209V248H208ZM216 249H217V247H216ZM234 249H235V248H234ZM236 249H237V247H236ZM242 249H244V248H241V250H242ZM251 249H253V248H250V250H249V249H248V250L251 251ZM254 249H255V247H254ZM259 249H260V248H259ZM263 249H264V248H263ZM52 250H53V249H51L50 253L53 252ZM66 250H67V249H66ZM68 250L70 251V250H72V248H71V249L68 248ZM68 250H67V251H68ZM79 250H80V249H79ZM83 250H84V247H83ZM136 250H137V249H136ZM136 250H135V251H136ZM138 250H139V248H138ZM138 250H137V251H138ZM141 250H142V248H141ZM151 250H152V249H151ZM151 250H150V252L152 253ZM156 250H157V249H156ZM170 250H171V249H170ZM196 250H197V249H194V250H192V251H194V253H195ZM201 250H202V249H201ZM201 250H200V251H201ZM205 250H206V249H204L203 253L201 252L199 255H201V254L205 255V254H204V253H206ZM211 250H212V248H211ZM214 250H215V249H213V251H214ZM217 250H218V249H217ZM217 250H216V251H217ZM219 250H220V249H219ZM237 250H238V249H237ZM239 250H240V248H239ZM239 250H238V251H239ZM244 250H245V249H244ZM246 250H247V248H246ZM246 250H245L244 252H246ZM257 250H258V249H257ZM261 250H262V249H261ZM261 250H259V253L261 252ZM27 251H26V253H27ZM57 251H58V249H57ZM57 251L55 250V253L53 252V253H54L53 255H56L57 253L60 252V251H58V252H57ZM72 251L74 252V254H73ZM72 251H71L70 253L73 254V257H75L74 255H75V253H77V252H75V250H72ZM76 251H78V250H76ZM80 251H82V250H80ZM118 251H119V250H118ZM126 251H127V249H126ZM132 251H134V250H132ZM135 251H134V252H135ZM139 251H140V250H139ZM165 251H166V250H165ZM165 251H164V253H165ZM167 251H169V250H167ZM185 251H186V250H185ZM213 251H212L211 253H215V252H213ZM227 251H228V250H227ZM230 251H231V250H230ZM232 251H233V250H232ZM242 251H243V250H242ZM249 251H247V252H249ZM24 252H25V250H24ZM38 252H39V251H38ZM40 252H41V251H40ZM44 252H48V254H49V251L46 250V249H45V251H43L42 253H44ZM61 252H60V254H62V258H63V257H64V254H66V252H65V253H61ZM120 252H121V250H120ZM123 252H121V253H123ZM127 252H128V251H127ZM130 252H131V251H130ZM170 252H171V251H170ZM172 252H173V251H172ZM176 252L178 253V250H177ZM176 252H175V253H176ZM183 252H184V251H183ZM186 252H188V251H186ZM207 252H209V251H207ZM220 252H221V251H219V253H220ZM223 252H224V251H223ZM235 252H236V251H234V253H235ZM244 252H242V253H244ZM251 252H253V251H251ZM251 252H250L249 254H251ZM254 252H255V251H254ZM254 252L252 253V255H253L252 257H251V255L248 254V256L251 258V260H252V258H253V261L250 260L251 262L247 261V263H250V264L253 263V264H254V261H258V262H259V259H258V260L255 259V260H254V258H255V257H254V254H255ZM35 253L37 254V252H35ZM67 253H68V252H67ZM70 253H69V254H70ZM154 253H155V250H154ZM157 253H158V252H157ZM157 253H156V255H157ZM192 253H193V252H192ZM227 253H228V252H227ZM236 253H237V252H236ZM238 253L240 254L241 252L239 251ZM238 253H237V254H238ZM48 254H47V255H48ZM60 254H57V255H59V256H56L57 258H56L55 260H57V259L59 260V259H60V258H59V257H60ZM69 254H66V256L64 257V259H65L67 256L70 258L71 255L69 256ZM78 254H79V253H78ZM80 254H81V253H80ZM80 254H79V255H80ZM167 254H168V253H167ZM170 254H171V253H170ZM170 254H169V255H170ZM179 254H180V253H178V255H177V254H176V255L179 256ZM189 254H190V257H193V256H191V253H189ZM189 254H187V255H189ZM196 254H197V253L194 254V255H195V258H196V256H197ZM231 254H233V253H231ZM237 254H236V255H237ZM256 254H258L257 251H256ZM37 255H38V254H37ZM37 255H36V256H37ZM39 255L42 256V254H39ZM44 255H46V253H45ZM76 255H77V254H76ZM151 255H152V254H151ZM151 255H148V256H151ZM154 255H155V254H154ZM165 255H166V254H165ZM169 255H168V256H169ZM180 255H181V254H180ZM182 255H183V254H182ZM187 255H185V256L188 257ZM199 255H198V256H199ZM208 255H210V254H208ZM208 255H207V258H209ZM213 255L216 256L215 254H213ZM213 255H210V256L212 257ZM217 255H220V254H217ZM222 255H223V254H222ZM228 255H230V253H229ZM233 255H234V254H233ZM236 255H235V256H236ZM242 255H243V254H242ZM242 255H240L241 258H242ZM246 255H247V253H246ZM261 255L263 256V253H261ZM2 256H3V255H2ZM7 256H8V255H7ZM7 256H6V257H7ZM11 256H12V255H11ZM11 256L9 255L8 257L11 258ZM26 256H27V255H26ZM36 256H34V258H35ZM148 256H147V257H148ZM163 256H164V255H163ZM185 256H183V257H185ZM198 256H197V258H198ZM257 256H258V255H257ZM262 256H261V259H262ZM6 257H4V261H5V258H6ZM54 257H55V256H53V258H54ZM77 257L79 258V256H77ZM77 257H76V258H77ZM139 257H140L139 259L141 260V256H139ZM151 257H152V256H151ZM153 257H154V256H153ZM155 257H156V256H155ZM186 257H185V258H186ZM202 257H203L202 259H201V257H200L201 260L204 259V256H202ZM205 257H206V255H205ZM216 257H217V256H216ZM216 257H214V258L212 257L211 259H215ZM220 257H221V255H220ZM231 257H232V256H231ZM231 257H229V256L226 257V255H223V258H227L226 261H228V258H231ZM263 257H264V256H263ZM1 258H2V257H1ZM10 258H9V259H10ZM128 258H129V257H128ZM135 258H137V257H135ZM157 258H160L159 261L161 262V259H162L163 257L161 258V256L158 257V255H157ZM157 258H156V260H158ZM165 258H167V257H165ZM185 258H181V260H182V259L185 260ZM188 258H189V257H188ZM207 258H205L204 260L207 261V260H208ZM217 258H218V257H217ZM217 258L215 259V260H217V262H218V260H220V259L222 260V259H223V258H218V259H217ZM236 258H239V256H238V257L236 256ZM236 258H234V261H235ZM245 258H246V256L243 257V260H245ZM259 258H260V256H259ZM7 259H8V258H6V261H10V260H7ZM64 259H63V260H64ZM79 259H80V258H79ZM131 259H134V258L132 257ZM139 259H138V260H139ZM143 259H144V258H143ZM148 259H150V258L148 257ZM163 259H164V258H163ZM192 259H194V258H192ZM192 259H188L189 262H187V260H186V261H183V260L180 261V258H179L177 261H179L180 263H181V262H184V264H188V263L191 264V263L194 262V260H192ZM200 259H199V260H200ZM206 259H207V260H206ZM209 259H210V258H209ZM211 259H210V260H211ZM231 259H233V258H231ZM231 259H230V260H231ZM2 260H3V259H1V261H2ZM12 260H13V258L11 259V262H13ZM129 260H130V259H129ZM134 260L136 261L137 259H134ZM134 260H133V261H134ZM153 260H155V259L153 258ZM153 260H151V261H153ZM167 260H168V258H167ZM190 260H192L193 262L191 261V263H190ZM201 260H200V261H201ZM210 260H209V261H210ZM221 260H220V261H221ZM236 260H237V259H236ZM239 260H240V259H239ZM14 261H15V260H14ZM64 261H66V260H64ZM126 261H128V260H126ZM126 261H125V263H126ZM135 261H134L133 263L136 264ZM169 261H170V260H169ZM195 261L197 262L198 260L196 259ZM205 261H201V263H203V262L205 263ZM220 261H219V262H220ZM223 261H224V260H223ZM223 261H222V262H223ZM234 261H231L232 264H233ZM260 261H261V260H260ZM59 262H60V261H59ZM59 262H57V261H50V262H48V263H46V264H63V263H61V262L59 263ZM79 262H80V261H79ZM79 262H77V263H73V262H72V263H73V264H78ZM128 262H129V261H128ZM139 262H140V261H139ZM144 262L148 263L146 260H145V261L143 260V263H144ZM156 262H157V261H156ZM164 262H166V260H165ZM164 262H162V263H164ZM186 262H187V263H186ZM207 262H208V261H207ZM211 262H212V263H215L213 260H211L210 263H211ZM222 262H220V263L222 264ZM236 262H237V264H238V260H237ZM236 262H235V263H236ZM243 262H244V261H242V263H243ZM245 262H246V261H245ZM262 262H264V260H263ZM13 263H14V262H13ZM39 263H40V262H39ZM39 263H37V264H39ZM64 263H65V262H64ZM80 263H81V262H80ZM119 263L121 264V262H119ZM119 263H118V264H119ZM133 263L131 262V264H133ZM137 263H138V262H137ZM143 263H142V261H141V264H143ZM153 263H155V261L152 262L151 264H153ZM158 263H159V262H158ZM162 263H161V264H162ZM166 263H167V262H166ZM166 263H165V264H166ZM204 263H203V264H204ZM208 263H209V262H208ZM208 263H207V264H208ZM223 263H224V262H223ZM227 263H228V262H227ZM227 263L225 262L224 264H227ZM255 263H257V262H255ZM260 263H261V262H259L258 264H260ZM43 264H44V263H43ZM81 264H82V263H81ZM122 264H124L123 261H122ZM128 264H130V263H128ZM139 264H140V263H139ZM148 264H150V262H149ZM168 264H170V263L168 262ZM182 264H183V263H182ZM195 264H196V263H195ZM198 264H200V263L198 262ZM205 264H206V263H205ZM229 264H230V261H229ZM239 264H241V263L239 262ZM243 264H244V263H243ZM263 264H264V263H263Z\"/></svg>",
	"mask_w": 264,
	"mask_h": 264
}]
</instances>
